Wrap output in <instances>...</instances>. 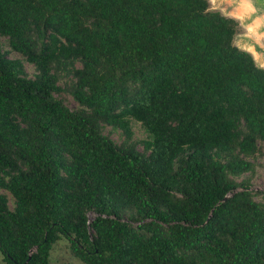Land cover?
<instances>
[{"label":"trees","instance_id":"trees-1","mask_svg":"<svg viewBox=\"0 0 264 264\" xmlns=\"http://www.w3.org/2000/svg\"><path fill=\"white\" fill-rule=\"evenodd\" d=\"M238 33L208 0H0L2 264H59L61 238L82 264H264V70Z\"/></svg>","mask_w":264,"mask_h":264},{"label":"rangeland","instance_id":"rangeland-1","mask_svg":"<svg viewBox=\"0 0 264 264\" xmlns=\"http://www.w3.org/2000/svg\"><path fill=\"white\" fill-rule=\"evenodd\" d=\"M210 9L214 11L220 12L222 15L232 17L230 12L226 10V7H224L220 2L216 1L215 5H210ZM234 18L239 25V33L234 37L233 43L237 47L244 49V39L247 36H252L249 33H246L245 29L248 26H244V20L245 18L240 14V16L232 17ZM253 37V36H252ZM3 44V51H6V57L7 58H15L17 57L15 54L11 53L9 49L5 46V42ZM25 71L29 77L32 76V67L30 65L24 64ZM63 98V103L67 106L68 109L73 110L76 109V104L71 99V97L67 94H64L61 96ZM132 130V140L137 145V149L141 150V145L139 144V141L143 140L145 138V133L142 131L140 125L138 123L132 122L131 125ZM103 135H106L111 139L114 143L119 142V136L117 132H113L110 130V128L106 127L103 129ZM261 156H260V163L263 165L262 168L258 169L257 174L252 179V188L253 189H264V147H261L260 150ZM0 193H2L0 191ZM94 217L93 214H88L87 218L91 220ZM50 260L55 263L59 264H82L77 259H75L69 249H68V243L64 238H61L58 242L55 243L52 250L50 251ZM0 264H2V258L0 254Z\"/></svg>","mask_w":264,"mask_h":264},{"label":"water","instance_id":"water-1","mask_svg":"<svg viewBox=\"0 0 264 264\" xmlns=\"http://www.w3.org/2000/svg\"><path fill=\"white\" fill-rule=\"evenodd\" d=\"M220 2L224 7H226V10L230 13L232 12H244L242 13V16L245 18V20L248 17H252V19H255V17H264V3H260V0H253V6L256 7L257 11L255 13H252L249 8H247L245 5H243L240 0H216ZM244 20V26H252L250 24H246ZM264 22V20L256 21L257 24ZM252 36H247L244 39V51L248 52L247 49L252 48L251 52H248L255 64L259 66L261 63H264V52H260L257 54L255 48H253L251 40ZM264 47V45H262ZM239 48V47H238ZM241 49V48H240Z\"/></svg>","mask_w":264,"mask_h":264},{"label":"clouds","instance_id":"clouds-1","mask_svg":"<svg viewBox=\"0 0 264 264\" xmlns=\"http://www.w3.org/2000/svg\"><path fill=\"white\" fill-rule=\"evenodd\" d=\"M240 2L245 5L247 8L251 10L252 13H255L257 11L256 7L253 6V0H240ZM216 0H208L209 5H215ZM260 3H264V0H260ZM264 20V17H255V19H252V17H248L245 20L246 24H250L252 26L246 27L245 31L246 33L252 34L253 38L251 40L253 48H255L257 54L260 52H264V22L257 24L256 21ZM235 47V45H233ZM252 48L248 49V52H251ZM259 68L261 70H264V63H261L259 65Z\"/></svg>","mask_w":264,"mask_h":264},{"label":"bare ground","instance_id":"bare-ground-1","mask_svg":"<svg viewBox=\"0 0 264 264\" xmlns=\"http://www.w3.org/2000/svg\"><path fill=\"white\" fill-rule=\"evenodd\" d=\"M242 13H244V12H232L230 14H231L232 17H235V16L237 17V16H240V14H242ZM250 35H252V34H250Z\"/></svg>","mask_w":264,"mask_h":264},{"label":"crops","instance_id":"crops-1","mask_svg":"<svg viewBox=\"0 0 264 264\" xmlns=\"http://www.w3.org/2000/svg\"><path fill=\"white\" fill-rule=\"evenodd\" d=\"M229 17V16H228ZM232 18V17H231Z\"/></svg>","mask_w":264,"mask_h":264}]
</instances>
